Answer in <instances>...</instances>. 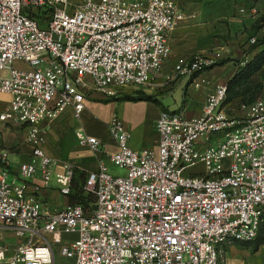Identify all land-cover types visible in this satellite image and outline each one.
<instances>
[{"label":"built area","instance_id":"1","mask_svg":"<svg viewBox=\"0 0 264 264\" xmlns=\"http://www.w3.org/2000/svg\"><path fill=\"white\" fill-rule=\"evenodd\" d=\"M183 19L175 0H0V92L10 94L0 121L24 124L33 149L9 182L0 156V264H53L56 247L72 264H227L228 248L258 239L264 226V101L243 118L225 111L227 84L211 91L202 113L163 109L156 147L134 150L130 131L114 115L109 129L118 149L87 175L88 205L44 214L28 192L38 171L48 180L54 160L43 147L44 122L67 108L76 116L95 92L109 97L149 83L171 52L170 34ZM251 43L256 42L252 38ZM17 63L22 64L18 66ZM196 55L176 71L199 76ZM82 142L96 152L102 142ZM76 234L74 240L51 234Z\"/></svg>","mask_w":264,"mask_h":264},{"label":"crops","instance_id":"2","mask_svg":"<svg viewBox=\"0 0 264 264\" xmlns=\"http://www.w3.org/2000/svg\"><path fill=\"white\" fill-rule=\"evenodd\" d=\"M181 8L183 19L170 34L171 52L161 70L155 73L148 84L114 96L95 92L85 103V109L76 116L72 107L67 108L54 122H44L45 153L54 160L51 177L47 180L38 170L28 180V192L42 204L44 214L78 203L85 195L87 175L96 171L101 162L112 171L109 156L118 149L109 123L117 115L127 126L131 137L129 145L134 150L156 147L159 135L156 121L163 109L185 108L189 117L202 113L208 94L218 84H227L235 76L238 67L251 59L259 50L249 53L251 39L256 38L255 26L264 12V0H175ZM260 31L263 32V29ZM261 33V32H260ZM196 55L204 57V71L195 78L179 74L175 66L181 60ZM18 65V64H17ZM261 82L263 89L259 99L264 101V64L253 77ZM141 91L153 99H127ZM11 95L0 92V114L11 103ZM230 117L243 118L248 115V106L235 99L225 105ZM29 129L24 124L0 121V156L7 152L9 182H21L20 166L33 158V149L28 140ZM87 136H95L102 142L101 151H94L82 142ZM263 233L254 242L235 243L228 248L227 264H264ZM61 237L74 240L76 234H51L49 238ZM18 238L8 228H3L0 244L14 248ZM53 264H72V259L54 250Z\"/></svg>","mask_w":264,"mask_h":264},{"label":"trees","instance_id":"3","mask_svg":"<svg viewBox=\"0 0 264 264\" xmlns=\"http://www.w3.org/2000/svg\"><path fill=\"white\" fill-rule=\"evenodd\" d=\"M257 23L259 25V30L264 28L263 15L258 18ZM258 48V52L251 59L240 65L235 76L228 81L225 105L235 99H238L240 105L250 106L260 98L263 85L261 82L254 80L252 77L264 64V38L258 40V37H256V42L252 43L248 52L251 53V51ZM125 98L153 99L152 96H149L141 91H136L135 95L127 94L125 95ZM90 198L92 197L84 195L80 198L78 203L88 205L93 201V198L92 200H90Z\"/></svg>","mask_w":264,"mask_h":264},{"label":"rangeland","instance_id":"4","mask_svg":"<svg viewBox=\"0 0 264 264\" xmlns=\"http://www.w3.org/2000/svg\"><path fill=\"white\" fill-rule=\"evenodd\" d=\"M262 15L264 16V12L262 13ZM256 28H255V30H256V32L258 33L257 34V36L256 37H258V40L259 39H263L264 38V28H262L263 29V32L262 31H260L259 30V25H258V23H257V25L255 26ZM261 32V33H260ZM18 64V66H21L22 64H20V63H17ZM141 87V86H140ZM135 88H133V87H126V88H124V90L125 91H132V90H134ZM175 106H176V104H174L173 102L170 104V106H169V108H170V110H174V108H175ZM111 173L112 174H115V175H125L126 174V170L124 169V168H120V167H118V166H115V165H113L112 166V171H111ZM85 196H87V195H85ZM88 196H90V195H88ZM92 197V196H91ZM93 198V197H92ZM92 198H90V200H92ZM264 230V229H263ZM263 233H261V235H260V238L263 236L262 235Z\"/></svg>","mask_w":264,"mask_h":264}]
</instances>
